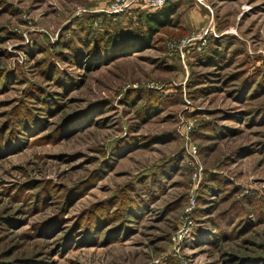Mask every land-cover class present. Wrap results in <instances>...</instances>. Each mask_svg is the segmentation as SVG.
I'll return each instance as SVG.
<instances>
[{"label":"rangeland","instance_id":"374dc122","mask_svg":"<svg viewBox=\"0 0 264 264\" xmlns=\"http://www.w3.org/2000/svg\"><path fill=\"white\" fill-rule=\"evenodd\" d=\"M109 2L0 0V264H264V0Z\"/></svg>","mask_w":264,"mask_h":264},{"label":"trees","instance_id":"16d2710c","mask_svg":"<svg viewBox=\"0 0 264 264\" xmlns=\"http://www.w3.org/2000/svg\"><path fill=\"white\" fill-rule=\"evenodd\" d=\"M175 13V8L166 5L159 11L147 12L145 14V22L148 24V27L145 33L139 31L136 32V34H115L106 40V46L109 48L111 54L119 53L129 48L145 49L150 46L153 37L160 29L171 27V19ZM212 54L213 56H209L207 60H210L211 63L217 64L219 53L214 51Z\"/></svg>","mask_w":264,"mask_h":264},{"label":"built area","instance_id":"2783aa9c","mask_svg":"<svg viewBox=\"0 0 264 264\" xmlns=\"http://www.w3.org/2000/svg\"><path fill=\"white\" fill-rule=\"evenodd\" d=\"M198 4H204L205 0H195ZM137 2L133 0H110L108 11L112 14H121L122 12H131L141 8V10L146 12H155L161 10L167 3V0H142L141 3L136 4ZM136 6V7H135ZM200 47L205 46L206 40L203 37L199 38ZM189 40H182L181 46H186L189 44ZM172 47H175L174 44H171ZM200 47L198 48L200 50ZM193 153L196 152L195 148H192Z\"/></svg>","mask_w":264,"mask_h":264}]
</instances>
